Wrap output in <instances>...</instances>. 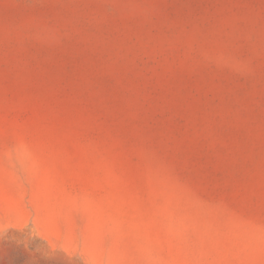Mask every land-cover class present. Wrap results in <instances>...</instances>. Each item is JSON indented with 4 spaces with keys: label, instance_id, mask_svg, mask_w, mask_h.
I'll use <instances>...</instances> for the list:
<instances>
[{
    "label": "rangeland",
    "instance_id": "rangeland-1",
    "mask_svg": "<svg viewBox=\"0 0 264 264\" xmlns=\"http://www.w3.org/2000/svg\"><path fill=\"white\" fill-rule=\"evenodd\" d=\"M0 264H264V0H0Z\"/></svg>",
    "mask_w": 264,
    "mask_h": 264
}]
</instances>
